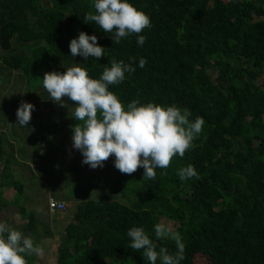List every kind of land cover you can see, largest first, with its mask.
<instances>
[{
  "label": "trees",
  "instance_id": "obj_1",
  "mask_svg": "<svg viewBox=\"0 0 264 264\" xmlns=\"http://www.w3.org/2000/svg\"><path fill=\"white\" fill-rule=\"evenodd\" d=\"M130 2L151 19L141 33L147 36L143 46L137 34L115 44L112 33L85 23L93 0H0V50L6 52L0 55V74L23 79L27 91L20 90L21 98L34 100V111H48L39 122L43 129L45 121L52 122L50 129L70 131L81 123L72 113L67 119L58 108L46 107L51 97L43 86L45 72L79 63L98 79L113 58L130 62L129 57L137 58L136 71L110 86L125 105L134 99L176 104L206 122L194 146L174 156L166 169L157 168L155 179L144 177L143 167L120 172L114 155L105 161L113 178L92 174L86 192L82 188L80 198L71 200L72 220L63 228L56 264H149L143 249L130 247L127 231L142 226L158 248L175 252L174 241L156 238L157 224L182 234L181 264H195L197 256L209 264H264V0ZM81 31L98 37L104 56L87 61L71 56L70 41ZM140 57L147 59L143 68ZM3 142L0 138V213L15 207L12 196L23 189L13 179L11 152ZM189 164L199 175L183 181L178 170ZM3 189L13 190L10 199ZM49 199L59 201L48 198L47 209ZM17 209L26 219L21 231L31 235L35 218ZM34 257L28 264H39Z\"/></svg>",
  "mask_w": 264,
  "mask_h": 264
},
{
  "label": "clouds",
  "instance_id": "obj_2",
  "mask_svg": "<svg viewBox=\"0 0 264 264\" xmlns=\"http://www.w3.org/2000/svg\"><path fill=\"white\" fill-rule=\"evenodd\" d=\"M93 7L94 11L86 13L84 22H94L104 32L112 33L115 44L132 34H137L139 46L146 43L147 36L141 33L152 26L151 19L130 0H93ZM69 48L71 56L79 55L86 61L89 57L99 59L105 52L98 37L84 31L70 41ZM136 59L129 57L130 62H125L113 58L98 79L77 63L64 72H45L42 80L51 99L62 107H69V111L74 110L71 117L81 122L72 128V141L73 148L83 156L82 164L96 169L103 167L114 155V166L120 172L132 174L143 167L144 177L155 179L157 168L166 169L174 156L183 157L194 146L206 122L201 116L192 119L190 108L176 104L143 103L134 99L125 105L110 86L122 83L126 73L136 71ZM146 64L147 59L140 57L139 67ZM65 97L78 103L69 106ZM34 110V104L22 101L16 113L17 124L26 127ZM198 175L192 164L178 170L183 181ZM154 227L157 239L175 242V252L163 246L158 248L142 226L128 229L130 247L137 251L143 249L142 256L149 264L158 261L160 264H181L186 249L182 234L163 224ZM44 255L45 248L33 236L0 219V264H28V257Z\"/></svg>",
  "mask_w": 264,
  "mask_h": 264
},
{
  "label": "rangeland",
  "instance_id": "obj_3",
  "mask_svg": "<svg viewBox=\"0 0 264 264\" xmlns=\"http://www.w3.org/2000/svg\"><path fill=\"white\" fill-rule=\"evenodd\" d=\"M4 53L6 52L0 50V55ZM19 78L14 81L0 74V138L4 141L5 149L11 152L9 160L13 179L23 188L21 194L13 196V190H2L6 199L12 196L15 207L5 209L0 213V219L14 222L16 228L22 230L26 219H20L17 208L22 206L27 213H31L37 223L30 234L45 248V255L35 256L34 260L39 264H56V248L65 224L72 220L73 205L65 204L64 212L51 214L46 207L47 199L60 197L72 203L71 200L80 198L86 192L89 185H86L87 180L92 174L97 178L104 176L105 179H110L113 178V171L106 166L92 169L82 164L81 152L73 148L72 131L50 129L51 121H45L43 129L39 122L48 113L47 110L45 114L40 109L33 111L29 124L26 127L19 126L16 113L21 102L25 101L19 93L20 90L27 91L21 84L23 79ZM43 101L35 99L36 103ZM47 101L49 103H45L46 107L51 105L49 110L58 108L55 111L62 112L69 119L68 115L73 110L69 111V107H57V103L51 98ZM67 104L73 106L69 98ZM52 137L53 141L46 144ZM83 183L86 187H82ZM21 218H24L22 214ZM195 264H209V261L197 256Z\"/></svg>",
  "mask_w": 264,
  "mask_h": 264
},
{
  "label": "built area",
  "instance_id": "obj_4",
  "mask_svg": "<svg viewBox=\"0 0 264 264\" xmlns=\"http://www.w3.org/2000/svg\"><path fill=\"white\" fill-rule=\"evenodd\" d=\"M65 207L66 205L64 202H59L52 199H49L48 201V210L51 214L64 212Z\"/></svg>",
  "mask_w": 264,
  "mask_h": 264
},
{
  "label": "crops",
  "instance_id": "obj_5",
  "mask_svg": "<svg viewBox=\"0 0 264 264\" xmlns=\"http://www.w3.org/2000/svg\"><path fill=\"white\" fill-rule=\"evenodd\" d=\"M56 200H59V201H62V202H64L65 204H73V203H70V202H68L66 199H63V198H60V197H58V198H55Z\"/></svg>",
  "mask_w": 264,
  "mask_h": 264
}]
</instances>
